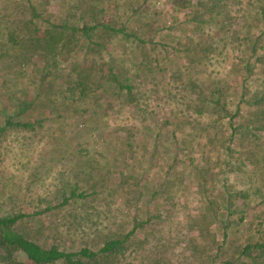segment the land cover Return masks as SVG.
<instances>
[{"label":"rangeland","instance_id":"1","mask_svg":"<svg viewBox=\"0 0 264 264\" xmlns=\"http://www.w3.org/2000/svg\"><path fill=\"white\" fill-rule=\"evenodd\" d=\"M214 2L0 0V216L127 237L93 264H264V0ZM52 25L94 29L46 55Z\"/></svg>","mask_w":264,"mask_h":264},{"label":"trees","instance_id":"2","mask_svg":"<svg viewBox=\"0 0 264 264\" xmlns=\"http://www.w3.org/2000/svg\"><path fill=\"white\" fill-rule=\"evenodd\" d=\"M205 1H207V5L205 7H207L209 11L213 10L215 6L214 0ZM220 11L221 9L219 8L216 12L220 13ZM204 12L207 11L204 10ZM195 19L198 20L197 18H194V20ZM104 27L107 29L110 28L109 25H104ZM93 29V26L78 29L76 27H70L68 25H60V27L52 25V28L47 29L44 32L43 37L45 42V52H52L57 49L56 46H54L53 42L59 40L63 41L65 35L64 32L68 33L70 31L71 34H74L75 32L79 31L86 35L88 39H90L91 36L89 35V32ZM17 37H19V35H16L14 43H20L23 40L18 39ZM14 43L11 42L9 44L14 46ZM49 52L45 54L49 55ZM12 55L15 57L17 56L16 54ZM12 55L9 56L13 57ZM80 85H82V87L79 92L83 93L85 91V87H83L84 84L80 83ZM21 111L22 109L19 112ZM198 112L200 113L202 112V110H198ZM230 119L232 120V116H230ZM216 121H218V119H216ZM7 124L22 127H32L31 124L27 122H16L14 124L12 123L10 118H7ZM3 128L4 127L0 128V133ZM262 128L261 126H258L256 127V130L260 132ZM237 129V126H231V138H233V135H236ZM241 138L242 136H239L238 138H234V140H236V142H238L237 144H239V140H241ZM232 142L234 141L232 140ZM225 148L229 149L230 147L225 146ZM83 196H85L83 193H76V191L73 190L72 192H70L69 197L64 198L62 204L68 203L73 198H80ZM22 217V214L19 213L0 216V264H93L94 261L98 260L100 257L106 258L116 253L120 249V247L123 246L127 238L109 239L105 241L98 250H92L83 247L77 251H66L64 249H60L56 245L45 247L38 243L36 240L23 235L14 228L15 223ZM261 246H264V244H262Z\"/></svg>","mask_w":264,"mask_h":264}]
</instances>
